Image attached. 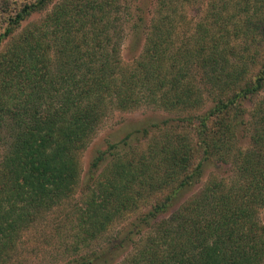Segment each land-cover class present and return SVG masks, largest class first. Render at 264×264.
<instances>
[{
    "label": "trees",
    "instance_id": "obj_1",
    "mask_svg": "<svg viewBox=\"0 0 264 264\" xmlns=\"http://www.w3.org/2000/svg\"><path fill=\"white\" fill-rule=\"evenodd\" d=\"M16 1L9 12L11 0H0V264L23 230L77 192L79 153L110 110L181 113L198 109L204 92L213 103L204 112L163 119L150 128L161 137L145 149L110 155L73 211L74 248L157 196L118 237L117 246H129L120 264H264V60L252 73L248 46L260 35L264 0H208L177 47L167 28L175 0H156L157 18L140 14L133 26L141 47L126 65L117 0ZM237 13L243 19L229 28ZM192 70L204 92L192 85ZM104 156L97 153L92 169ZM210 165L224 171L200 184ZM88 255L74 263L93 264Z\"/></svg>",
    "mask_w": 264,
    "mask_h": 264
},
{
    "label": "rangeland",
    "instance_id": "obj_2",
    "mask_svg": "<svg viewBox=\"0 0 264 264\" xmlns=\"http://www.w3.org/2000/svg\"><path fill=\"white\" fill-rule=\"evenodd\" d=\"M118 6L121 7L119 17L120 29L122 31L121 41V59L123 64H131L132 57L136 56L141 47V40L134 42L133 26L137 22L140 14H142L146 20H153L157 18L156 14V0H117ZM12 9L9 7V12L15 10L17 3L16 0H11ZM208 0H175L172 7L171 17L167 22V28L170 31L171 45L178 46L177 40L182 38L183 32L191 33L200 19H203V15L206 13ZM52 6L41 12L31 16L28 22H35L40 20L44 14L50 11ZM227 14H233L238 12L237 8L229 7ZM251 10V9H250ZM260 13L255 16V20L261 19L263 22L260 28L258 37L255 41L249 43L250 54L255 56L256 63L252 65V73H255L261 62L264 60V6L259 8ZM14 12V11H13ZM253 9L250 12L252 15ZM238 15V13H237ZM234 18L229 28H232L235 24H238V20H242L243 17L237 16ZM237 21V22H236ZM27 23V22H25ZM23 23V24H25ZM16 30L14 35H18L23 27ZM144 25L141 26V28ZM233 37V35H232ZM241 37V36H240ZM235 38L231 43L235 41V44H240L242 37ZM7 43V41H6ZM193 78L192 85L201 89L204 92L203 85L196 77V70L191 71ZM252 98L247 104L250 110L255 103L261 97ZM212 98L206 92L202 94L201 105L198 109H192L186 112H172L168 113L159 109H153L150 107L141 106L134 110L119 111L110 110L101 125L96 131V134L92 138L88 146L79 153V162L81 168L80 184L77 192L69 199L62 202L59 206L54 207L49 212L38 218L29 228L22 231L16 242L15 248L9 253L4 264H75L74 261L81 256H87L88 254L95 258L93 264H120L123 260L125 253L129 250V246L124 244L123 247L117 246L118 237H121L123 232L134 221H137L142 213L148 210L149 206L153 203L157 196L150 198L137 207V210L125 213L120 218L115 220L100 237L90 243L79 245L78 249H75V223L73 211L76 206L81 204V191L87 185L92 183L94 175L103 170L107 161L111 158V154L122 151L135 150L137 152L145 149L153 138H160L162 132L150 130L153 124L159 123L163 119H175L176 116L197 115L204 112L206 109L212 106ZM149 129V137H142V133H136ZM186 133L190 138L194 139V134L190 130L186 129ZM130 134V135H129ZM129 135L126 141H123L125 137ZM241 136V135H240ZM241 144L245 146L248 142V134L242 136ZM110 145H115L114 149H110ZM98 152H105V160L100 162L98 169H92V159ZM4 153V147L0 144V160ZM221 166L210 165L205 172V177L200 184H203L207 176L214 174L218 176ZM219 172V173H218ZM199 186V185H198ZM187 189L183 191L177 201L174 202L173 208L188 198L198 187ZM160 196V195H158ZM139 204V203H138ZM260 223L264 225V209L258 213ZM117 246V249L115 247ZM110 248L111 252L108 254L106 251ZM88 255V256H89Z\"/></svg>",
    "mask_w": 264,
    "mask_h": 264
}]
</instances>
